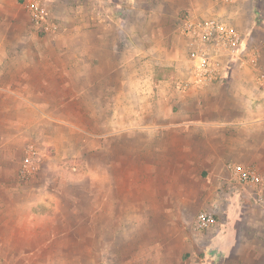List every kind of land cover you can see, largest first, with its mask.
Segmentation results:
<instances>
[{
    "label": "rangeland",
    "instance_id": "rangeland-1",
    "mask_svg": "<svg viewBox=\"0 0 264 264\" xmlns=\"http://www.w3.org/2000/svg\"><path fill=\"white\" fill-rule=\"evenodd\" d=\"M60 2L70 6L71 22L89 18L88 13L72 14L79 5L109 21L117 16L104 0H50L54 16ZM118 15L131 16L132 28L153 34L146 42L153 52L150 56L160 53L164 43L155 38L157 34H163L164 40L170 37V47L161 55L167 59L175 56L184 66L187 45L182 29L188 19L196 17L219 18L238 28L250 59L258 47L264 51V0H129ZM49 38L34 28L20 0H0V62L27 59L16 51L18 46H45ZM132 44L140 47L143 43L133 40ZM164 68L158 74L170 76L169 68ZM93 107V101L70 100L51 117L40 116L42 109L37 117L4 118L5 125L15 128H54L55 133L50 136L46 130L43 134L38 131L33 139L20 140L15 150L5 152L8 163H0V176H4L0 190L14 191L21 216L29 221L25 223L23 218L21 226L31 229L28 241L15 246L12 255L5 256L7 262L0 259V264H182L193 252L199 254L202 264H264V207H254L253 199L242 197L232 214L213 210L217 233L221 229V238L228 241L221 248L214 241L216 232L199 234L193 229L200 210L196 197H190L187 206H165L162 201L172 198L142 195L146 174L140 164L128 165L125 158V143L131 137L124 126L130 118L122 108L114 118L118 130L110 138L102 134L98 139L97 133L107 132L112 117L92 116ZM27 143L34 144L38 159L37 167L25 173ZM100 168L102 182L96 176ZM151 185L160 192L170 188L166 182ZM232 187L235 192L242 189L235 183ZM44 224L45 230L41 229Z\"/></svg>",
    "mask_w": 264,
    "mask_h": 264
},
{
    "label": "crops",
    "instance_id": "crops-1",
    "mask_svg": "<svg viewBox=\"0 0 264 264\" xmlns=\"http://www.w3.org/2000/svg\"><path fill=\"white\" fill-rule=\"evenodd\" d=\"M104 3L114 11L116 4L125 6L129 0H104ZM131 7L133 3L126 9ZM70 11L65 2L56 7L55 16L61 29L47 34L51 39L48 45H20L16 51L21 57L28 56L27 59L0 62V163H8L5 152L15 150L20 140L22 143L31 140L38 131L46 130L50 136L55 133L54 128H15L5 125L4 118L37 117L42 109L40 116L51 117L53 111L64 109V102L93 101L92 116L112 117L107 132L97 133L98 139L102 134L110 138L118 130L114 118L122 108L130 118L124 126L131 137L125 143V158L128 165L140 164L146 174L142 177L143 196L172 198L162 201L165 206H187L189 198L196 197L199 211L209 209L228 214L239 207L242 197L253 199L254 207H264L262 48L253 51L250 59L244 46L240 58L231 62L224 82L182 89L177 80L189 74V61L186 57L184 66L175 56L172 59L162 56L170 47V37L164 40L163 34H157L155 38L164 43L160 53L156 50L150 56L153 52L146 42L153 34L132 28L131 16L114 15L109 21L79 5L72 14L78 17L88 13L89 18L77 23L69 21ZM133 40L143 44L133 46ZM32 53L34 56H29ZM160 67L169 68L171 75L158 74ZM102 101L108 104L101 105ZM98 150L101 151V145ZM230 164L255 169L262 182L253 186L239 183L228 167ZM102 165L99 161L98 166ZM98 172L96 176L102 182V169ZM0 179L4 181V176ZM154 181L166 182L170 188L160 192V188L151 185ZM233 183L242 189L235 192ZM1 190L0 259L7 262L5 256H11L14 247L23 240L28 241L31 229L29 225L21 226L23 218L25 223L29 221L21 216L19 198L14 197V191ZM215 228L210 229L216 232L214 241L225 249L228 241L221 238V229L217 233ZM41 229H47L46 224ZM5 246H8L6 253Z\"/></svg>",
    "mask_w": 264,
    "mask_h": 264
},
{
    "label": "built area",
    "instance_id": "built-area-1",
    "mask_svg": "<svg viewBox=\"0 0 264 264\" xmlns=\"http://www.w3.org/2000/svg\"><path fill=\"white\" fill-rule=\"evenodd\" d=\"M28 11L35 29L46 34L61 29L59 20L52 14L50 0H20ZM187 40L189 74L177 80L182 89L201 87L226 80L231 62L240 58L244 48V38L235 26L219 18L188 19L182 29ZM38 154L33 145L29 146L23 158V172L28 173L37 167ZM239 183L247 186L262 182L260 174L242 164L228 166ZM215 213L209 209L198 212L193 229L196 233L209 231L215 225ZM182 264H202L196 252L187 256Z\"/></svg>",
    "mask_w": 264,
    "mask_h": 264
},
{
    "label": "trees",
    "instance_id": "trees-1",
    "mask_svg": "<svg viewBox=\"0 0 264 264\" xmlns=\"http://www.w3.org/2000/svg\"><path fill=\"white\" fill-rule=\"evenodd\" d=\"M115 6H116V9H115V7H114V8H113L114 11H113V10H112V11H113V13H116L117 16H119V15H118L119 12H120L121 10H123V8H124L125 6H124V4H122V3L119 4V5L116 4Z\"/></svg>",
    "mask_w": 264,
    "mask_h": 264
}]
</instances>
